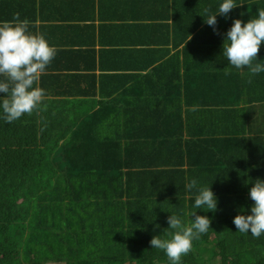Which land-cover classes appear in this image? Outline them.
Segmentation results:
<instances>
[{
  "label": "trees",
  "instance_id": "1",
  "mask_svg": "<svg viewBox=\"0 0 264 264\" xmlns=\"http://www.w3.org/2000/svg\"><path fill=\"white\" fill-rule=\"evenodd\" d=\"M112 2L89 12L82 0H0V23L18 12L39 33L53 8L51 25L63 12L74 26L60 48L88 38L69 47L75 62L57 51L58 95L44 89L40 108L11 123L0 109V264H170L150 241L171 214L189 224L194 212L211 228L181 264H264V235L233 224L264 180V72L251 83L246 67L225 75L223 55L233 21L256 18L264 0H235L219 35L201 15L223 0ZM192 179L212 188L218 211L195 208Z\"/></svg>",
  "mask_w": 264,
  "mask_h": 264
},
{
  "label": "clouds",
  "instance_id": "2",
  "mask_svg": "<svg viewBox=\"0 0 264 264\" xmlns=\"http://www.w3.org/2000/svg\"><path fill=\"white\" fill-rule=\"evenodd\" d=\"M239 5L235 0H223L215 14L209 8L204 9L205 23L217 29V16L229 17V13ZM180 11L174 8L168 17L175 18ZM120 22V21H119ZM30 21L20 19V13H15L11 21L0 23V109L3 118L11 123L24 115H32L45 100L46 92L39 87L42 75L52 63L57 49L50 45L43 34L29 31ZM192 36H190V41ZM264 44V9H257V17L247 23L235 19L227 31L223 43V55L229 66L225 68V75H230V68L248 69L249 83L251 77L264 72V64L254 63L259 60L258 55ZM154 48V47H153ZM212 85V81L199 87L202 93ZM246 105H241L243 110ZM247 106L246 108H248ZM192 110H195V106ZM191 191L197 189L195 208L204 211H218V199L212 188L198 187L196 179L186 185ZM254 202L251 214H239L233 219V224L242 234L251 233L259 238L264 235V180L258 179L249 192ZM192 213V221L185 224L180 216L171 214L167 218L169 228L165 229V237L154 236L151 248L162 250L170 264H181L182 257L193 250V241L199 240L211 228V219L206 215Z\"/></svg>",
  "mask_w": 264,
  "mask_h": 264
},
{
  "label": "crops",
  "instance_id": "3",
  "mask_svg": "<svg viewBox=\"0 0 264 264\" xmlns=\"http://www.w3.org/2000/svg\"><path fill=\"white\" fill-rule=\"evenodd\" d=\"M83 3L86 2L85 4L90 5L91 7H87L89 12L91 11V9L93 8H97V10L106 7V5H109L110 2L112 0H109L108 2L104 3L101 0H82ZM118 1L119 0H113V5L115 7L116 10L119 9L118 6ZM98 4L97 6L94 5ZM111 3V5H112ZM45 5L51 6L53 5L52 3H47L45 1ZM45 7V6H44ZM56 7H59V9L61 8V5H56ZM63 11V10H62ZM55 11H53V8L51 10H48V13L46 15V20L45 21V27H43V25H38V31L40 34H43L45 36V38L47 39V41L49 42L50 45L54 46L58 52H60L59 50L64 51V54L66 56V58H70L73 62H75L77 56L80 54L81 51H70L69 47H78L79 45H87L86 41L88 40L87 37L82 36V35H75L73 36L72 39V44L69 47H62L60 48L58 45H62V41L69 35H73L72 33H74V31L72 29H74V26L70 25L67 23V20L64 19V15L63 12H59L57 14L56 19L54 20V25L52 24L51 19L54 17V13ZM40 23V22H39ZM51 26H55L54 28H51ZM31 32H33V30L30 29ZM43 32V33H42ZM35 33V32H33ZM77 34H85V32H78ZM96 49L100 48V44L98 43L95 47ZM92 51V50H91ZM93 55L94 52L92 51L91 54L87 55V59H88V63H90L91 65H93L92 61H93ZM63 63L62 58H59L58 60L55 59L52 61V63L47 67L45 71V73L42 75L41 80H40V85L41 88L45 89L48 92V96H55L58 95V92L55 91V88H57L59 91L60 90V86L55 78V75L58 74V67H60ZM46 74V75H45ZM53 85V87H52ZM220 126H225V119L222 120ZM249 130L252 128L254 130V134L257 133H262L260 130L255 128V117H250V121H249Z\"/></svg>",
  "mask_w": 264,
  "mask_h": 264
},
{
  "label": "rangeland",
  "instance_id": "4",
  "mask_svg": "<svg viewBox=\"0 0 264 264\" xmlns=\"http://www.w3.org/2000/svg\"><path fill=\"white\" fill-rule=\"evenodd\" d=\"M199 45H201V43H199ZM214 237V236H213Z\"/></svg>",
  "mask_w": 264,
  "mask_h": 264
}]
</instances>
